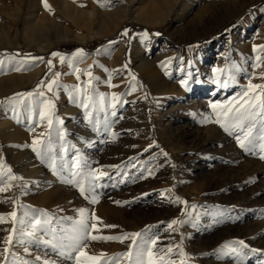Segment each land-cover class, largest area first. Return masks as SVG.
I'll list each match as a JSON object with an SVG mask.
<instances>
[{
  "label": "rangeland",
  "instance_id": "374dc122",
  "mask_svg": "<svg viewBox=\"0 0 264 264\" xmlns=\"http://www.w3.org/2000/svg\"><path fill=\"white\" fill-rule=\"evenodd\" d=\"M46 3L0 0V171L20 178L0 213L34 232L5 245V216L0 264H78L60 253L80 243L99 257L83 264H132L131 239L82 241L81 209L90 235L142 233L156 264H264V113L226 128L209 107L264 84V0Z\"/></svg>",
  "mask_w": 264,
  "mask_h": 264
},
{
  "label": "snow or ice",
  "instance_id": "6c2138e0",
  "mask_svg": "<svg viewBox=\"0 0 264 264\" xmlns=\"http://www.w3.org/2000/svg\"><path fill=\"white\" fill-rule=\"evenodd\" d=\"M45 5H47L46 0H45ZM50 7V6H49ZM125 34H127V31L125 32ZM157 35H159V33H157ZM262 49H264V46H261ZM78 53H80L81 55H83V50L80 49L78 50ZM53 55H59L57 53H53ZM257 63L254 65V67H259L261 60L260 57H257ZM49 63H51L49 61ZM216 71H221L219 69H217ZM77 72H79V69H77ZM89 75H91V73H88ZM58 75V74H57ZM261 78H264V73H261ZM52 83H55V81H53ZM182 83L187 84V81H182ZM217 84H220L222 87H228V81L225 79L223 81L217 79L216 80ZM49 90H51L52 84L48 85ZM253 90H259L258 92H255L253 95H249L250 91ZM17 95H28L31 96L32 93H27V94H17ZM39 95H43V93H40ZM241 102L238 104H233L231 101H229L226 105H219L217 103H211L209 105V107L213 110V112L216 113V116L218 117L217 122L218 123H223L225 125V127L227 128L229 126V121L230 120H235V121H242L245 119H255L258 115H260L261 113H264V84H252L249 83L246 86V90L242 93L239 94ZM90 99V98H89ZM50 104V102H49ZM49 105H45V107H48ZM83 107L87 108L88 104L84 103L82 105ZM114 114V113H113ZM45 116V112L41 111L40 112V117L41 119H43ZM48 125L49 127H51L52 125V119L49 116L48 118ZM44 134L41 133V136H43ZM247 136H251V128L248 129L247 132ZM237 139L240 142V146L242 148L245 147V142L244 140H240L239 137H237ZM251 141H249L250 143ZM42 144V141L37 139L33 142V147L34 149L39 153L40 149L39 147H37L38 145ZM262 147H264V145H262ZM53 166L54 162H53ZM79 166V165H77ZM95 172H91L90 175L95 176ZM101 175H107V173H100ZM16 179H20L18 177H16L15 175H13L11 173V168L9 167L7 169V174H5L3 171H0V192L3 191H7L8 187H11V182L16 180ZM7 182V187L3 186L5 185V183ZM73 182V181H70ZM80 186V190L81 192L85 191V188L83 187V185H79ZM95 202V200L93 201ZM117 203H119L117 201ZM21 207H23L21 205ZM86 210L81 209V219L79 221L80 225L82 226V232L84 233L83 236L81 237L82 241H87L89 238L91 240H120L123 241L125 239H131V244L129 245V250L120 254L121 257L123 258H127L129 261L132 262V264H142V260L139 257H142L145 255V252L147 254L148 257V264H156V261L153 260V253L151 251V249H143L142 245H146L149 243V241L144 240L142 241V243L138 242L137 238L138 237H142V233L140 232H135V233H125L122 236H103V235H90V232L92 229H96V225L95 224H89L88 223V218L85 217L83 214ZM25 215H27V213H25ZM5 216L11 218L13 220V228L10 230H7L10 232V235H8L5 239H4V244L5 245H11L13 243V236H23V235H28V236H32L34 235V232H27L24 233L22 231H19L18 228L16 227V225H24L25 224V220L22 218H18L17 217V213L16 211H12L10 213H0V223H4L5 222ZM97 220H99V217L96 218ZM40 221L36 220L34 222H32V227L35 228L37 225H39ZM178 223V221L173 220L170 222L171 226L172 224H176ZM105 227L108 228H113V227H117L116 225H105ZM45 243L47 244H52V241H46ZM156 241L152 240L151 244L155 245ZM238 243L240 244H244L243 241H238ZM86 245L84 243H80L76 249V251L78 252V255L76 257H71L70 253H63L61 252V255H68L69 258H74L77 260L78 264H83V261L80 260V257H86L87 260H98L99 257H95V256H88V254L83 250L84 247ZM53 247H58V245H53ZM133 247L139 248L141 249V251L138 254V257L134 259L133 257ZM5 253H7L9 251L8 247H5L3 250ZM25 251H27V249H25ZM168 251H171V248L168 249ZM233 252H235V249H232ZM104 254L102 253L101 256H103ZM39 259V258H37ZM45 264H54V262H48L46 261ZM168 264H172L171 261L168 262Z\"/></svg>",
  "mask_w": 264,
  "mask_h": 264
},
{
  "label": "bare ground",
  "instance_id": "6f19581e",
  "mask_svg": "<svg viewBox=\"0 0 264 264\" xmlns=\"http://www.w3.org/2000/svg\"><path fill=\"white\" fill-rule=\"evenodd\" d=\"M36 20V19H35ZM36 23V22H35ZM34 23V26L35 27H37L36 26V24ZM31 27V26H30ZM29 27V28H30ZM32 27H33V25H32ZM34 27V28H35ZM36 30V29H35ZM213 135V134H212ZM212 135H210V134H208L207 135V137L205 138V140H204V142L205 143H208V144H212V143H214L216 140H217V138L216 137H214V136H212ZM97 137H95L93 134L91 135V139L93 140V139H96ZM98 140V139H97ZM90 141V140H89ZM94 142V141H93ZM89 145V144H88ZM87 145V146H88ZM212 226V225H211ZM231 235V232H230V229L229 228H225V229H220L219 231H217L215 234H213L212 236H210L208 239H209V241H221L222 239H224L225 237H227V236H230Z\"/></svg>",
  "mask_w": 264,
  "mask_h": 264
}]
</instances>
